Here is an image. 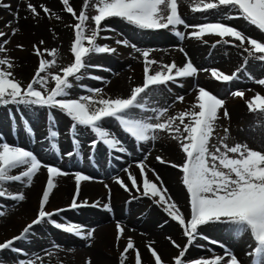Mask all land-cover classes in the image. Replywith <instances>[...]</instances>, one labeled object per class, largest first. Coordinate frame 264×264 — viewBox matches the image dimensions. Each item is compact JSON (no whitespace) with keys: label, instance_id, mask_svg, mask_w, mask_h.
<instances>
[{"label":"snow or ice","instance_id":"6c2138e0","mask_svg":"<svg viewBox=\"0 0 264 264\" xmlns=\"http://www.w3.org/2000/svg\"><path fill=\"white\" fill-rule=\"evenodd\" d=\"M62 5L64 10L78 21L72 25L74 42L70 51L74 62L61 68L62 74H53L50 69L56 66V59H44L45 53H49V50L44 49L42 52L40 48L33 45L35 54L40 58L38 70L26 87H22V83L15 78L12 71L13 61L9 58H0V107L11 105L47 110L48 134L54 140L59 137L55 112L58 111L66 115L72 121L70 131L73 136V145L78 150L82 146L78 133L83 127L90 130L95 136L91 142L93 152L101 143L110 150L127 152L121 139L110 131L108 118L117 122L123 132L134 138V141L139 145L157 141L158 133L169 134L172 139L178 142L185 157L182 164H172L171 166L179 169L182 173V184L190 197V212L187 217L173 200L159 175L154 176L155 181L159 182V186L157 182L148 178L147 166L144 162L137 165L142 176L141 185L137 184L136 176L128 172L127 169L125 171L128 172L132 188L142 196L151 198L172 221L178 223L182 229V235L187 238L184 248L180 250L177 257L173 258L174 264H241L237 256L225 245L217 240H210L208 236L202 234L201 229L205 226H215L221 230L227 229L236 237L249 234L257 245L254 250L257 257L256 264H264V151L253 150L246 143L229 146L226 143L228 139L226 135L219 138L218 144H212L218 126L217 121L221 118V110H223V117L230 119L225 107V100L197 84L193 89L198 93L195 97L196 103L190 110L181 111L178 115L167 119H162L168 112L167 108H151L150 111L155 115L146 119L136 116V110H149L145 99L149 90L156 95L158 94L157 90L168 89L170 83L177 84L180 79L196 78L200 72L210 73L211 78L215 81L228 84L240 78V74L244 71L243 68H237L232 74H226L217 68L199 69L183 47L179 49L186 58V63L183 66H178L175 61L170 64L162 63L155 59H149L153 50L141 49L127 39H116L117 45L130 47L143 56V84L132 88L131 94L127 98H103L102 89L78 83L86 78L103 81L104 77L89 76L88 70L91 68L105 70L102 65L92 64L90 61L99 54H118L116 47L98 42L112 39L110 36L101 35L103 32L116 31L109 25L102 26L103 22L110 18H119L122 22L139 30H169L180 41L192 38L207 44L208 41L204 37L214 36L219 39L212 44L213 48L217 45L231 44L237 49H242L253 60L264 62V42L252 38L246 35L243 30L224 22L243 19L247 24L254 26L264 34V0H195L192 3L191 11L203 14L207 22L194 25L189 24L180 14L178 0H84V10H81L79 15L70 4V0H62ZM91 6H94L96 14L89 16L87 9ZM0 7L11 10V6L6 3H0ZM40 7L45 14L51 15V10L48 7L43 5ZM27 9L34 17L40 15L37 6L32 3L27 4ZM18 16L19 12L17 11L14 13V18ZM210 16H214L216 19L209 20ZM56 18L59 19V17ZM89 20L93 22L91 27L87 23ZM10 24L11 22H9ZM181 26L183 29L191 28L193 31L185 33L180 30ZM17 31L18 29H13L12 35H15ZM4 36L6 33L0 31V37ZM6 43H8L7 40L0 42V45ZM39 43L43 45L45 42L41 40ZM17 47L23 48V45ZM5 51L6 49L0 46V53ZM49 54L55 57L57 51L53 49ZM244 63H249L247 58ZM153 66H156L155 70ZM107 71H111V69H107ZM50 80L54 81V87L51 89L48 88ZM255 83L264 86V78L255 80ZM178 86L183 87V84H178ZM74 87H83L85 91L90 94L94 93L95 96L81 95L79 98H70L71 90ZM232 95L244 98L245 92L237 90ZM177 100L183 102L184 97L179 96ZM247 107L250 112L264 116V95H255L247 102ZM24 123V130L34 138V129L27 120ZM181 126H183L182 129ZM224 131L227 133L228 129L225 128ZM53 147L57 148V154H59L58 145H53ZM76 154L79 155V151ZM68 155L72 156L73 153L69 152ZM156 159L162 164L167 163L160 156H157ZM42 168H46L47 181L39 202L38 214L31 223L23 228L20 235L0 243V264H7L4 259L5 252L17 255L21 253L22 249L16 245V242L29 239L34 226L51 224L57 230L73 234L84 240H88L94 235L95 229L85 233L83 226L79 224L58 222L53 219L54 216H59L66 209L46 210L50 197L54 189L57 188L56 178L67 176L69 173L62 171L59 167L43 164L33 151L10 144L0 136V198L8 196L12 201H24L26 196L23 192L12 194L6 189L16 182L31 187L34 178ZM18 169L21 171L16 174ZM150 171L154 172V170ZM74 179L76 190L69 208L79 210L89 206L87 200L78 203L81 183L90 181L92 177L76 172ZM117 183L125 191L131 190L123 179L117 178ZM105 187L107 188V185ZM110 195L111 190L109 189ZM97 204L91 206L95 207ZM107 210L112 211L111 206H108ZM160 226L163 227V225ZM117 229V241H119L125 229L119 224ZM198 238L210 240L212 244H219L221 248L225 249L226 255L215 254L213 258H197L186 261L184 257L189 247L193 246ZM167 239L177 249L181 248L171 237ZM195 246L203 247V245ZM148 247L154 258V264H164L161 256L152 248L151 244ZM129 250H135V264H141L140 252L135 249L131 238L127 239L120 264H124ZM49 255L51 254L49 253ZM17 264H37V261L24 259L19 260ZM41 264H43L42 260ZM87 264H91V261L89 260Z\"/></svg>","mask_w":264,"mask_h":264},{"label":"rangeland","instance_id":"374dc122","mask_svg":"<svg viewBox=\"0 0 264 264\" xmlns=\"http://www.w3.org/2000/svg\"><path fill=\"white\" fill-rule=\"evenodd\" d=\"M11 1L12 0H0V3L12 5L11 10L0 7V31L6 33V36L0 37V42L5 40L8 41V43L0 45L6 49L5 52L0 53V58H9L13 61L14 67L12 71L15 78L22 83V87H26L38 70L40 58L35 54L33 45L40 48L42 52L44 49H48L50 53L51 50L55 49L57 51L55 57L49 53H45L43 58L48 60L56 59V66L52 67L50 71L53 74H62L60 69L74 62V57L70 48L74 42V28L72 25L78 22L76 18L64 10L62 0H56L55 5H58L59 8L56 14L66 16L70 22L66 30L63 29L65 30V32H62L63 35L58 34L54 20L50 15L45 14L41 8L39 11L45 16L44 20L46 22L44 23L47 26L46 30L49 36H40L39 39L29 43L19 41L13 44L16 34L12 35V30L16 29V20H19L17 23H21L23 19L26 18L20 17L16 20L10 18L9 11H14L13 9L15 7ZM18 1L32 3L34 6L36 5L32 0ZM191 2L194 3L195 0ZM70 4L74 7L77 15H79L81 10H84V0H70ZM178 4L180 14L189 24L194 25L207 22L203 14L193 13L189 5L184 7V10L181 8L179 1ZM87 12L89 16L96 14L94 6L89 7ZM190 13L193 15L191 20H189L188 17ZM215 19L216 17L214 16L209 17V20ZM240 20L244 21L243 19H238L224 22L245 32L246 30L244 28H240L235 23ZM9 22H11L10 25ZM87 23L89 27L93 24L91 20ZM243 24L256 31L255 37L253 36L252 38H257L260 39L261 42H264V34L255 29L254 26L247 24V22ZM103 25H109L116 31L114 33L110 31L101 33V35L112 37V39L107 41H98L101 44L107 43L112 47H120L121 45H117L115 40L121 36L122 39L129 40L141 49L153 50L149 59H155L159 62L168 64L175 61L178 66H183L186 63L185 58L182 64H178L176 60L179 59L174 55L180 53L179 49L181 47L185 48L189 44L188 39L192 40V38H186L184 41H180L169 30H139L134 26L122 22L119 18H110L104 21L102 26ZM180 30L185 33L193 31L191 28L183 29V27ZM204 39L207 40L208 43H203V59H200L202 63L199 66L197 62L198 59L194 56L192 59L194 65L199 69L217 68L224 71L226 74H232L237 68H243L244 71L240 74V78L235 82L226 84L224 82L215 81L211 78L210 73L200 72L196 78L180 79L177 84L170 83L168 86L170 90H157L158 94L156 95L149 90L145 98L149 110H136L137 118L146 119L149 116H154L155 114L150 111L151 108H167L168 112L162 119H167L168 117L178 115L181 111H186L183 110V108L188 109L185 100L191 98L193 104L196 103L195 97L198 93L193 89L194 86L198 84L224 99L226 102L225 107L230 116V119H225L223 117V110H221V118L217 121L218 126L216 133H214L212 144H218L219 138L226 135L228 137L226 143H228L229 146H234L236 143H246L253 150L264 151V116H261L259 113L250 112L247 107V102L255 95H264V86L254 83L255 80L264 78V62L253 60L251 57H248L247 53H244L242 49H237L231 44L217 45L213 48L212 44L219 39L217 37L205 36ZM41 40L45 42L43 45L39 43ZM58 41H61V47H58ZM198 44H202V42L196 41L194 43L196 47ZM18 45H23V48L17 47ZM186 52L188 53V50ZM210 53L211 56L216 55L215 53H224L225 55H230V58L226 65H221L223 62L219 65L218 63L213 65L212 63H207ZM24 54L28 55L27 59L23 58L25 56ZM29 55L31 57H29ZM246 58L249 61L248 64L244 63ZM90 63L102 65L105 70L91 68L88 70L89 76H101L105 79L103 81H97L86 78L78 83L80 85L102 89L103 92L101 95L103 98L122 97L123 95H120V92H122L123 89L126 90L124 94L129 97L132 88L141 86L144 82V58L140 53H137L130 47L119 48L118 54H99L95 56ZM155 67L156 66H153L154 70ZM107 69H111V71H107ZM133 74H136V76L132 77ZM117 77H119V79H117L118 84L116 86V91H110L105 87L106 80L112 78L116 79ZM181 83L183 87L178 86V84ZM37 87L39 88V86ZM52 87H54V81L50 80L48 88L51 89ZM237 89H241L245 92L244 98L234 97L232 95ZM81 95L95 96L94 93L90 94L85 91L83 87H74L71 90L70 98H79ZM179 96L184 97L183 102L177 100ZM232 100H239L242 106L239 112L238 110L235 111L237 115L235 118V114L231 108L233 105H230ZM55 116L59 137L54 140L51 139L48 134L49 122L47 119V110L38 107L29 109L23 106L17 107L11 105L0 107V136L5 138L10 144L18 145L33 151L43 164L59 167L62 171L69 173L67 176L56 178L55 182L57 183V188L54 189L49 204L46 206V210L54 211L58 208H64L66 211L60 213L59 216H54L53 219H56L58 222H73L79 224L83 226L85 233L92 229H95V232L92 238L84 240L73 234L57 230L51 224L34 226L29 239L16 242V245L22 249L19 255L12 252L4 253V259L7 261V264H17L19 260L24 259H35L37 264H41V260L43 264H87L89 260L91 264H94L95 257L93 252L96 249L106 253L108 261L103 262L104 264H120L121 255L124 252L128 238L132 239L135 249L139 250L141 264H154V258L151 256L148 247L149 244H151L152 248L161 256L164 264H174L173 258L177 257L180 250L184 248L187 243V238L182 235V229L178 223L172 221L162 208L156 205L151 198L142 196L132 188L131 181L128 179V172L136 176L137 184L141 185L142 176L137 165L144 162L147 166L146 171L148 173V178L157 182L159 186V182L154 179V176L158 174L163 180L164 186L169 190L173 200L187 217L190 212V197L182 184V173L179 169L171 166L172 164H182L185 159L178 146V142L172 139L167 133H158L159 139L157 141L139 145L134 141V138H131L128 134L123 132L117 122L112 120V118H108L110 121L108 124L110 131L121 139L127 152L121 153L110 150L102 143L99 144L96 151L93 152L91 149V142L95 139V136L90 130H86L83 127H81L78 133L79 140L82 142V146L78 150L73 145V136L70 131L72 121L70 118L58 111L55 112ZM25 120H27L34 129V138L30 137L24 130ZM185 122L187 123L188 121L186 120ZM177 123L179 122L177 121ZM182 127L183 126H181V129ZM225 128L228 129L227 133L224 131ZM38 141H44L49 145H58L59 148L63 147V145L68 146L70 149L69 152H72L73 155L67 158L69 155L67 153L62 154V150H60L59 154L48 151L52 154L50 156H45L37 147L39 145ZM77 151H79V155L76 154ZM157 156H160L163 160L167 161V163H160L156 159ZM82 161L86 162L90 170L86 171V169L84 170L82 168L84 167V162ZM125 169H127L128 172H126ZM91 170L96 172L92 173ZM150 170H154V172ZM20 171V169L16 170V174ZM76 172L87 174L92 177V179L81 183L78 200V203L87 200L89 206L79 210H72L69 208V205L76 190L74 179V173ZM170 172H172V175H170ZM117 178L123 179L131 190L125 191L124 188L117 183ZM46 181L47 171L46 168H42L34 178L31 187L16 182L6 189V191H10L12 194L23 192L26 199L24 201H12L8 196L0 198V213H3V215H0V243L10 238L11 235H9V232L14 231V234L19 233L22 226L26 224L25 222L20 226L16 223L11 231L5 230L12 218L31 207L30 202L34 190H37L36 195L37 198H39L38 202H40L42 192L46 186ZM94 182L101 183V193L98 188L94 189V187H90L96 184ZM63 185H69L70 187L69 194L64 199L59 198L60 196H56L57 190ZM105 185H107V188ZM83 189L93 192L92 195L85 194ZM109 189L111 190L110 196ZM59 200H61L62 203L58 204ZM93 204H97V206L92 207L91 205ZM108 206H111L112 211L107 210ZM49 208L54 209L49 210ZM154 213L158 214L156 216L157 220L155 225H152L155 227L156 231H153L157 233V236L151 237L149 236L152 232L150 220ZM37 214L38 211H36L35 215L37 216ZM131 219L134 220L132 221ZM104 224L109 225L115 231V234L110 236V241H108V243L104 242L101 238V234H99L101 225ZM118 224L125 229L119 241H117ZM160 225H163V227ZM201 231L202 234L208 236L210 240H217L232 252L234 250H236L237 253L239 252V254H234L241 261V264H256L257 257L254 254V250L257 245L254 242V238L249 234L236 237L227 229L221 230L219 227L215 226L202 227ZM168 237H171L181 248L177 249L174 247L167 239ZM210 240L198 238L194 242V245L189 247L184 259L186 261H191L197 258H213L215 254L222 256L226 255L224 248H221L219 244L210 243ZM195 245H203V247H196ZM49 253L51 255H49ZM124 264H135V250L128 251Z\"/></svg>","mask_w":264,"mask_h":264},{"label":"bare ground","instance_id":"6f19581e","mask_svg":"<svg viewBox=\"0 0 264 264\" xmlns=\"http://www.w3.org/2000/svg\"><path fill=\"white\" fill-rule=\"evenodd\" d=\"M178 1L180 3L181 8L184 9V10H185L184 7H187V5H189L190 7L192 6V2H191L192 0H178ZM11 2H13V5L16 8L14 7V9H13L14 11H9L10 18L12 20H16V19H18L20 17H25L26 18V19H23V21L21 23H17L19 20H16V24H17L16 25V29H18V31L16 33V37L14 39L13 44H15V42H19V41H22L24 43H29V42H33L36 39H39L40 36H43V37H45L46 35L49 36V34H47V30H46L47 26L44 23V22H46L44 20L45 16L42 13H40V11H39L41 9L40 6L42 4L48 6L49 9L51 10V15L50 16L54 20V23L56 25L58 34L63 35L62 32L63 31L65 32L66 28L70 25V22H69V20H68V18L66 16L57 15L56 14L57 10L59 9L58 5H55L56 0H32V2H34V4H36L35 6H37V11L40 13V15L38 17H34L29 12V10L27 9L28 2H19L18 0L17 1L12 0ZM17 11L19 12V16L14 18V13H16ZM56 17H59V19H57ZM188 17H189V20H191L193 18L192 13L188 14ZM244 22L245 21L240 20V21H236L235 23L240 28L242 27V28H244L247 31V32L245 31L246 35H249L251 37H253V36L255 37L256 31L254 29H251L250 27L246 26L245 24H243ZM181 28L182 27H180V29ZM63 29H65V30H63ZM248 32H250V33H252L254 35H252V34H250ZM112 33H114V32H112ZM57 37H56V39H57ZM60 38H61V36H60ZM118 39H122V37L119 36ZM188 41H189V44L184 49H185V51L188 50V56L191 59H193L194 56L198 59L197 62L199 64V66H200L201 63H202L200 59H203L202 51L204 49V44L203 43L202 44H198L197 47H196L194 45V43L196 42L195 39H192V40L188 39ZM57 45H58V47H61V41H58ZM119 48H126V46L121 45L120 47H117V49H119ZM215 54L216 55H212V56H211V53L209 54V61H207V63H212L213 65H216V63H218V65H219L222 62L223 63L221 65H224V64L226 65V63H228L230 55H225L224 53L223 54L215 53ZM24 55L25 56L23 58L27 59L28 55L27 54H24ZM174 56L177 59H179V60H176L178 62V64H182L183 60H185V56L181 52L180 53H176ZM29 57H31V56L29 55ZM135 76H136V74L132 75V77H135ZM117 79H119V77H117L116 79L115 78L107 79L105 87L107 89H109L110 91H114V90L116 91V88H117L116 86L118 84V80ZM125 91L126 90L123 89V91L120 92V95H123L122 98H127L126 94H124ZM185 103L187 104L188 109L183 108V110H190L191 109V105L193 104V100H191V98H188L187 100H185ZM230 105H233V107H234V108L231 107L232 111L234 112V114H235L236 110H238V112H239L241 110V108H242L241 103H240L239 100H232ZM235 117H237L236 114L234 115V118ZM38 143H39V145L37 144L38 145L37 147L40 149L42 154H44L45 156H50L52 154V153L50 154L49 152H53L54 154H57V148L53 147L54 144L49 145L48 143H46L44 141H38ZM58 149H59V152H60V150H62V154H65V153L68 154V152L70 150L69 147L65 146V145H63V147H60V148L58 147ZM46 151H47V155H46ZM68 157L70 158L71 156H67V158ZM82 162H84L83 163L84 167H82V168L84 170L86 169V171L90 170L88 168V166L86 165V162L85 161H82ZM94 172H96V171H92V173H94ZM170 173H171L170 175H172V172H170ZM94 183H96V184H93L94 186H90V187H94V189L98 188L99 191H100V186H102L101 183H99V182H94ZM69 189H70L69 185H63L60 189L57 190L56 196H60L59 198H63V199L66 198V196L69 194ZM36 192H37V190H34V192L32 193V200L30 202V206L31 207L28 210L24 211L23 213L17 214L14 218H12V220H10L11 222L9 223V225L6 227L5 230L11 231L12 227L16 223H18V225L22 226V224H24L26 222V224L23 225L21 230H20V231H22L23 228L25 226H27V224L31 223V221L36 218L35 214H36V211H38L37 208L39 207V202H38L39 198H37ZM83 192L85 194H89V195L90 194L92 195V193H93V192L87 191V189H83ZM100 193H101V191H100ZM60 203H62L61 200H59L58 204H60ZM64 205H66V204H64ZM34 209H36V210H34ZM51 209H54V208H49V210H51ZM157 215L158 214L154 213L152 218H151V220H150V222H151V226L150 227H151V231L152 232L150 233L149 236H151V237L152 236H157V233H155L153 231V230H155V227L152 226V225H155V222L157 220V217H156ZM121 227H123V226H121ZM13 232L14 231L9 232V235H11V236L7 240L17 236L20 233L19 232V233L14 234ZM99 234H101V238L104 240V242L108 243V241H110V236L115 234V231L109 225H105L104 224V225H101V229H100ZM93 253H94V257H95L94 264H104L103 262L108 261L107 260L108 258H106L107 255H106V253L104 251L96 249ZM233 253H237L236 250H234ZM237 254H239V252ZM109 260H112V259H109Z\"/></svg>","mask_w":264,"mask_h":264}]
</instances>
